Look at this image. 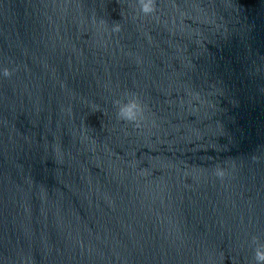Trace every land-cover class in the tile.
I'll return each instance as SVG.
<instances>
[{
  "label": "water",
  "instance_id": "1",
  "mask_svg": "<svg viewBox=\"0 0 264 264\" xmlns=\"http://www.w3.org/2000/svg\"><path fill=\"white\" fill-rule=\"evenodd\" d=\"M157 7L0 0V264H253L264 0Z\"/></svg>",
  "mask_w": 264,
  "mask_h": 264
},
{
  "label": "clouds",
  "instance_id": "2",
  "mask_svg": "<svg viewBox=\"0 0 264 264\" xmlns=\"http://www.w3.org/2000/svg\"><path fill=\"white\" fill-rule=\"evenodd\" d=\"M139 14L144 17H155L158 12L157 0H136ZM102 24L106 23L101 21ZM112 32L119 33L122 30L120 23H113ZM4 78H10L13 71L8 68L3 69ZM116 108V119L126 124H132L136 128H140L145 120V107L140 97L135 93H126L122 99L113 102ZM216 175L223 179L224 171L217 167ZM253 248V264H264V242H261L259 236L252 237Z\"/></svg>",
  "mask_w": 264,
  "mask_h": 264
}]
</instances>
